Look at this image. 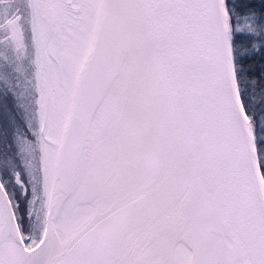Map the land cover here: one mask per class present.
<instances>
[{
	"label": "snow or ice",
	"instance_id": "1",
	"mask_svg": "<svg viewBox=\"0 0 264 264\" xmlns=\"http://www.w3.org/2000/svg\"><path fill=\"white\" fill-rule=\"evenodd\" d=\"M0 264H264V0H0Z\"/></svg>",
	"mask_w": 264,
	"mask_h": 264
}]
</instances>
